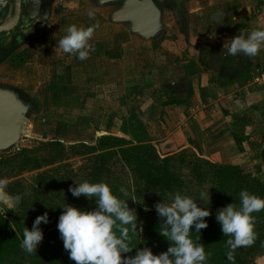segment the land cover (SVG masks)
<instances>
[{
    "label": "rangeland",
    "instance_id": "1",
    "mask_svg": "<svg viewBox=\"0 0 264 264\" xmlns=\"http://www.w3.org/2000/svg\"><path fill=\"white\" fill-rule=\"evenodd\" d=\"M262 6L263 0L194 1L182 10L165 6L158 32L142 37L129 23L113 21L108 5L69 0L62 8L55 0L49 24L28 35L26 45L0 66L10 84L6 88L25 104L16 121L17 139L0 148L6 192L21 198L14 209L0 203V216L16 230L14 238L0 237V264H51V258L75 264L50 219L36 252L21 248L24 226L31 229L36 213L56 208V215L65 202L88 200L71 194L75 182L104 181L117 188L137 212L139 233L130 235L131 246L153 242L159 252L165 251L164 237L158 232L147 240L150 224L162 223L156 203L170 202L169 193L175 192L213 199L216 183L208 176L213 171L205 161L199 163L201 172L195 170V160L228 165L264 184V70L256 77L263 89L243 76L239 85L219 83V56L213 50L237 32L253 30V11L263 13ZM89 9L95 10L94 18L88 17ZM71 24H98L86 60L58 47ZM246 85L248 92L237 87ZM104 137L109 144L102 143ZM137 158L159 173L167 168L181 176L182 187L148 188ZM211 206L218 208L217 202ZM252 215L256 237L235 250L238 264H264V210Z\"/></svg>",
    "mask_w": 264,
    "mask_h": 264
},
{
    "label": "clouds",
    "instance_id": "2",
    "mask_svg": "<svg viewBox=\"0 0 264 264\" xmlns=\"http://www.w3.org/2000/svg\"><path fill=\"white\" fill-rule=\"evenodd\" d=\"M87 15L94 18L95 10L89 9ZM96 27L98 24L67 26L58 47L65 54L80 60L88 59L93 51L90 41ZM262 48L264 27H259L250 32L239 31V34L227 38L221 51L225 56L254 57ZM8 183L7 178L0 177V203L7 202L8 209H14L21 198H13L6 192ZM69 191L74 197L83 195L90 202L94 200L96 205L91 210L66 202L61 206L63 210L58 217L57 229L64 249L75 264H207L208 254L204 245L191 235L193 232L200 234L208 226L205 217L211 212L208 207L197 204L198 199L203 201V193L198 199L180 192L169 193L170 202L162 199L154 205L157 216L162 220L158 232L169 241L166 251L155 254L150 247L131 246L130 233H139L137 212L129 207L126 198L118 197L107 182H75V186H69ZM239 198V207L229 203L219 208L215 217L223 236L230 237L226 241V259L231 264H235L237 248L253 244L256 233L252 214L264 210V197L241 190ZM42 222H49L47 212L36 216L31 229L24 226L21 248L29 254L36 252L43 240ZM133 248H136L134 255H122L132 252Z\"/></svg>",
    "mask_w": 264,
    "mask_h": 264
},
{
    "label": "trees",
    "instance_id": "3",
    "mask_svg": "<svg viewBox=\"0 0 264 264\" xmlns=\"http://www.w3.org/2000/svg\"><path fill=\"white\" fill-rule=\"evenodd\" d=\"M103 144H109L107 138L101 139ZM89 150H92L93 147L88 146ZM121 151H124L123 148H121ZM106 154H111L110 152H106ZM138 170L140 171L141 175L144 178V183L148 188L152 187H158V189H173L177 185L178 187H182L180 183H182V180L180 179L181 176L177 177L175 174L171 171H168L167 168H164L163 173H159L155 171L156 167H152L151 164H148L147 160H142L141 158H137ZM201 161H205L208 165H210V168L213 171V174H208L210 180L216 183L215 187V193L212 195L213 199H204V202L202 204V207H208L211 215L208 217H205L207 220L208 226L201 230L199 233H192V238L194 240H197V242L202 243L207 250H210V254L208 253V262L207 264H231L226 259V241L230 237L223 236V233L221 231V227L219 222L216 220V213L219 211V208H222L226 206L229 203H233L237 207H239L240 202L237 201L239 198V193L241 190H247L250 193L256 194L260 197L264 195V184L258 180H254L253 177L247 176V175H240L237 174V171L234 170L232 167L228 165H221L214 163L210 160H203L200 159L198 161H194V169H201L203 167H200ZM202 169L200 170V172ZM211 171V172H212ZM236 175V177H234ZM194 176H198L201 181H203L199 174H195ZM183 177V175H182ZM111 187V186H110ZM112 191L118 196L121 197V193L119 190L115 187H111ZM217 202L218 208H214V206H211V204ZM68 204L74 205L76 207L85 209V210H91L96 207L95 201H89V200H73L72 202H69ZM205 204V205H204ZM56 209V208H55ZM55 209L46 210L42 212L36 213L37 215L43 214L45 212L48 213V219H50V223H54L57 225L58 217L60 213L58 212L56 215L53 212ZM53 210V211H52ZM36 215V216H37ZM54 216V218L52 217ZM49 224L44 225L42 222L41 229H46V226H49ZM52 224V225H54ZM152 222L150 225H152V229L150 230L149 237L147 240H150L152 236L155 234L157 235L159 230V225ZM151 228V227H150ZM194 230V226H193ZM132 235V233H130ZM158 237H162L161 235H157ZM0 237L3 238H14L16 237V230L15 226L10 222V220L4 219L2 216H0ZM131 237V236H130ZM199 237V240L197 239ZM164 243L162 246H164L165 251L167 250V247L169 246V241H167L165 238L163 239ZM132 242V240H131ZM147 247H150L153 253L158 254L159 247L158 244L155 243H148ZM132 253V252H130ZM207 253V252H206ZM126 255V254H122ZM128 255V253H127ZM235 257V264L237 263V259L239 257V254L237 255L236 252H234ZM59 260L58 258H51V264H57ZM64 260V259H63ZM65 262V261H64Z\"/></svg>",
    "mask_w": 264,
    "mask_h": 264
},
{
    "label": "flooded vegetation",
    "instance_id": "4",
    "mask_svg": "<svg viewBox=\"0 0 264 264\" xmlns=\"http://www.w3.org/2000/svg\"><path fill=\"white\" fill-rule=\"evenodd\" d=\"M67 1L69 0H60L62 8L66 6ZM94 1L110 6L111 16L126 0ZM54 2L55 0H0V66L6 64L13 51L26 45L28 35L43 30L49 24L53 17ZM151 2L159 11V20L165 6L173 5L175 9L179 6L181 10L184 7V0H151ZM3 74L0 72V88H10Z\"/></svg>",
    "mask_w": 264,
    "mask_h": 264
},
{
    "label": "water",
    "instance_id": "5",
    "mask_svg": "<svg viewBox=\"0 0 264 264\" xmlns=\"http://www.w3.org/2000/svg\"><path fill=\"white\" fill-rule=\"evenodd\" d=\"M111 19L129 22L130 30L142 37L155 35L159 30V11L151 0H126L112 13ZM24 108L15 91L0 88V148L8 147L17 139L16 121Z\"/></svg>",
    "mask_w": 264,
    "mask_h": 264
},
{
    "label": "crops",
    "instance_id": "6",
    "mask_svg": "<svg viewBox=\"0 0 264 264\" xmlns=\"http://www.w3.org/2000/svg\"><path fill=\"white\" fill-rule=\"evenodd\" d=\"M194 1L196 2L198 1L199 3H201L203 0H184V7L185 5L188 6L190 3ZM216 1H220V0H216ZM231 1L233 2V0ZM241 1L250 2V1H256V0H241ZM254 8L256 9L255 6H253V10ZM262 8H264V6H262ZM257 13H258V10H257ZM253 16L255 19L254 29L259 28V27H264V12L256 14L253 11ZM242 32H244V30ZM245 32H250V31H245ZM221 49L222 47L217 48L213 46V50L218 52L216 56H219V59L216 60L215 67L221 68V69L219 68L220 72H218V74L216 75V78L217 80H219V83L224 84V82H226V83H230V85H232V83L239 85L236 83L238 82L237 79L243 76L245 82H247L248 84H253V85H256V87H258L259 89H263V85L260 86L256 83L257 82L256 77L260 75L259 74L260 70H264V48H262L258 52V54L254 57L243 55L244 56V57L242 56L243 58H239L238 56H235V57L225 56L223 51H221ZM222 57L224 58L222 59ZM237 87L239 90L248 92L247 85L244 87L245 89H240L239 86ZM262 96H264V94H262ZM262 101L263 100H261V102ZM261 102L259 101L260 104Z\"/></svg>",
    "mask_w": 264,
    "mask_h": 264
}]
</instances>
